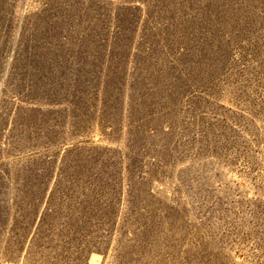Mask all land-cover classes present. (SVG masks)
Here are the masks:
<instances>
[{"label": "rangeland", "instance_id": "1", "mask_svg": "<svg viewBox=\"0 0 264 264\" xmlns=\"http://www.w3.org/2000/svg\"><path fill=\"white\" fill-rule=\"evenodd\" d=\"M0 264H264V0H0Z\"/></svg>", "mask_w": 264, "mask_h": 264}]
</instances>
